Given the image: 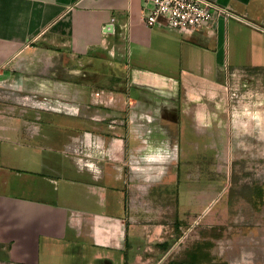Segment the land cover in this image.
Segmentation results:
<instances>
[{
  "label": "crops",
  "instance_id": "1",
  "mask_svg": "<svg viewBox=\"0 0 264 264\" xmlns=\"http://www.w3.org/2000/svg\"><path fill=\"white\" fill-rule=\"evenodd\" d=\"M212 1L258 26L223 15L189 31L149 25L143 0H0V73L30 57L33 90L62 91L67 109L59 132L0 131V263L82 264L90 252L118 264H264V227L244 231L234 254L225 240L206 244V260L183 258L198 248L184 243L185 222L210 219L217 201L199 168L186 170L198 182L184 196L183 157L200 146L187 133L215 136L217 73L264 61V0Z\"/></svg>",
  "mask_w": 264,
  "mask_h": 264
},
{
  "label": "rangeland",
  "instance_id": "2",
  "mask_svg": "<svg viewBox=\"0 0 264 264\" xmlns=\"http://www.w3.org/2000/svg\"><path fill=\"white\" fill-rule=\"evenodd\" d=\"M30 62L29 57L26 67L23 65L17 69H3L6 71L0 73V131L4 134L16 131L27 134L42 129L59 132L58 130L62 131L64 128L62 121L67 109L58 104L63 92L33 90ZM240 65H243L245 73L223 72L215 76L216 92L215 97L211 99L217 105L215 136L207 127H200L197 131L187 133L188 137L193 138L197 144L200 143V146L195 155L183 157L185 169L181 181L185 189L184 196L190 197L189 191H186L188 182L194 181L196 185L198 182L186 174V170L199 168L195 173L200 177V184L207 179H211L210 181L215 179L217 201L212 206V214L215 215L210 219H199L193 224L185 222L184 243L198 244L195 253L190 251L191 249L184 252L185 260L196 262L206 260L208 257L206 244H209L210 248L214 245L218 251L223 248L225 240L229 241L228 249L231 248L230 251L234 254L238 246L234 242L244 236V231L252 232L255 227L260 230L264 227V215L262 219H254L255 211H262L264 214V76L262 81L258 75L250 74L258 73L257 71L264 73V61L242 59ZM40 98L42 100L39 102ZM208 101L207 96L202 97L195 109H207ZM231 120H240L241 123H236L240 128L238 126L237 129H233L235 124L232 123L230 126ZM202 124L206 126L207 121ZM245 124L251 128L248 126L249 129L244 128ZM188 190L193 193L197 188ZM208 214L203 217L209 216ZM174 224L173 219L168 226L173 232V234L169 232L167 240L171 249L169 259L175 256ZM203 244L205 246L201 247ZM1 253L4 251H0ZM140 263L143 264L141 261L137 264ZM82 264L118 263L115 259H95L89 252L82 260ZM119 264H126V261L121 259Z\"/></svg>",
  "mask_w": 264,
  "mask_h": 264
},
{
  "label": "built area",
  "instance_id": "3",
  "mask_svg": "<svg viewBox=\"0 0 264 264\" xmlns=\"http://www.w3.org/2000/svg\"><path fill=\"white\" fill-rule=\"evenodd\" d=\"M143 5L147 24H165L179 31L204 28L220 15L258 26L248 18L212 0H143Z\"/></svg>",
  "mask_w": 264,
  "mask_h": 264
},
{
  "label": "flooded vegetation",
  "instance_id": "4",
  "mask_svg": "<svg viewBox=\"0 0 264 264\" xmlns=\"http://www.w3.org/2000/svg\"><path fill=\"white\" fill-rule=\"evenodd\" d=\"M124 124H126V117H125V119H124Z\"/></svg>",
  "mask_w": 264,
  "mask_h": 264
}]
</instances>
